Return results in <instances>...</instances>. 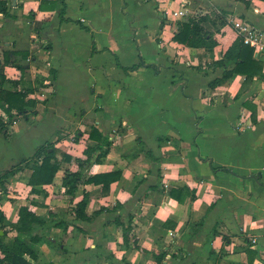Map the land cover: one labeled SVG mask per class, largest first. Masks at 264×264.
Returning a JSON list of instances; mask_svg holds the SVG:
<instances>
[{"label": "crops", "instance_id": "1", "mask_svg": "<svg viewBox=\"0 0 264 264\" xmlns=\"http://www.w3.org/2000/svg\"><path fill=\"white\" fill-rule=\"evenodd\" d=\"M7 1L13 17L0 13L3 88L27 92L37 113L14 122L11 141L0 132V175L46 142L85 159L98 142L93 127L112 141L100 162H62L39 192L29 171L7 179L0 191L6 221L16 223L21 206L44 220L33 225L40 241L30 262L264 263V51L255 53L261 75L234 74L211 88L223 76L214 64L223 44L211 55L177 42L178 21L163 19L156 1ZM188 1L189 15L222 10L264 36V0ZM218 23L206 26L222 39L226 26ZM68 169L118 176L106 191L83 183L71 199L62 185ZM173 188L182 191L171 196ZM85 193L87 219L76 210ZM5 231L18 234L0 223V236Z\"/></svg>", "mask_w": 264, "mask_h": 264}, {"label": "trees", "instance_id": "2", "mask_svg": "<svg viewBox=\"0 0 264 264\" xmlns=\"http://www.w3.org/2000/svg\"><path fill=\"white\" fill-rule=\"evenodd\" d=\"M59 1L64 3V0ZM0 13L3 14L5 18L13 17L9 13L7 0H0ZM64 14L65 6L60 10L62 20H66ZM210 21L214 24L219 22V25L226 26V30L222 32V39L217 38L215 32L211 31L206 26ZM76 22L85 28L81 19L76 20ZM220 31V27L216 29L217 33ZM174 39L188 47L202 49L211 55L218 44H223L224 50L222 58L218 61H214L215 65L224 68L223 76L222 78L211 81L209 83L211 88L230 79L234 74H244L247 75V78L252 77L254 74H262V63L255 57L254 48L244 43L242 37L238 35L235 30L234 25L224 17V12L222 10H215L206 14H197L194 16L189 15L182 20H178V31L175 33ZM93 51H96L94 42ZM7 61L5 57V63H7ZM135 68L136 65L125 68V70H133ZM5 79L3 72L0 71V108L6 114V117L0 116V132L4 133L7 137L10 127L18 118H27L30 114L37 113V110L28 109V106L36 107L37 102L35 100H26L27 92H11L5 90L3 88ZM244 105L251 110V115L254 120L256 113L254 105L248 101L244 102ZM90 138L98 142L96 146H89L85 149V159H74L70 154L57 149L53 142H46L39 145L30 158L20 160L0 175L1 192H6L5 184L9 177L16 176L25 171L30 172L29 184L32 185L33 191L39 192L40 190L38 187L53 182L62 162H72L74 160L79 167L90 164L92 159H94V162H100L110 151L112 141H110L108 137H105L100 130L95 127L92 128ZM95 154L96 157L94 158ZM155 161L158 160L155 159ZM117 176L116 173L112 172L87 176L84 172H74L68 169L65 171L62 185L65 188L66 194L72 199L79 185L83 183H102L106 191ZM178 190L182 191V188H173L169 193L171 196H178L176 194ZM178 199L181 198L178 197ZM87 204L88 195L85 193L83 199L76 205L78 217L83 219L88 218L85 214ZM98 213L99 212L96 214ZM18 215V221L12 223L6 221L5 215L0 210V223L11 226L16 229L18 233L14 237H8V232L5 231V234L0 236V252L2 254L0 257V264H32L30 262L31 259L36 260L38 258L34 243H38L40 238L32 235L31 232L34 224H42L44 220L39 218L28 206H21ZM126 234V231H124L125 239L127 237ZM154 255L157 261L160 262V257L156 251H154Z\"/></svg>", "mask_w": 264, "mask_h": 264}, {"label": "built area", "instance_id": "3", "mask_svg": "<svg viewBox=\"0 0 264 264\" xmlns=\"http://www.w3.org/2000/svg\"><path fill=\"white\" fill-rule=\"evenodd\" d=\"M160 4V14L163 19L182 20L187 17L188 14V0H153ZM173 3H176L179 7L174 8ZM238 35H240L244 43L251 45L257 55L264 51V36L249 22L243 19L232 20ZM256 264H264L261 261Z\"/></svg>", "mask_w": 264, "mask_h": 264}, {"label": "rangeland", "instance_id": "4", "mask_svg": "<svg viewBox=\"0 0 264 264\" xmlns=\"http://www.w3.org/2000/svg\"><path fill=\"white\" fill-rule=\"evenodd\" d=\"M176 21H178V20H176ZM123 48H125L124 46H123ZM123 48H120V50H121V52H122V54H121V57L122 58H124V53H125V49H123ZM4 134V133H3ZM5 135V134H4ZM6 137V136H5ZM8 137V138H7ZM6 138H7V140H9V141H11L12 140V126L10 127V129H9V135L7 136ZM17 163V162H16ZM15 164V163H14ZM0 189H1V187H0ZM0 191H2V190H0Z\"/></svg>", "mask_w": 264, "mask_h": 264}]
</instances>
